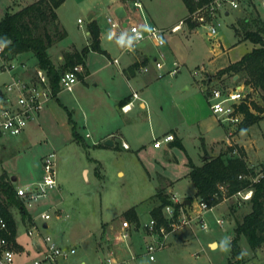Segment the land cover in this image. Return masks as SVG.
I'll use <instances>...</instances> for the list:
<instances>
[{
  "label": "rangeland",
  "instance_id": "obj_1",
  "mask_svg": "<svg viewBox=\"0 0 264 264\" xmlns=\"http://www.w3.org/2000/svg\"><path fill=\"white\" fill-rule=\"evenodd\" d=\"M36 1L0 0V21L6 14L16 13ZM263 1L252 0L253 5L250 6L246 0L240 1L238 9L225 4L215 19L206 13V5H204L194 12L195 18L192 13V18L188 20V11L182 0H140L144 6L142 12L132 3L127 7L129 25H140L147 20L166 31L165 50L162 49V52L167 69L173 64L180 67L176 75H165L159 81L162 84L163 94H159L162 95V99L156 101V96L155 99L150 98L147 101L149 112L150 108L154 112L151 115L154 124L160 122V117L167 124L168 121L179 120L173 108L169 107L173 93L188 97L197 117V115H208L210 112L208 103L199 91L198 86L202 80L207 82L209 88L236 87L229 74L219 78L222 76L219 73L226 68L213 69L212 47L215 46V51L229 49L227 58L230 62H235L249 52L252 49L251 43L239 42V36L235 34V29L241 33L242 27V22L237 21L238 12L246 10L248 18L257 17L264 23ZM109 6V0H65L57 11L62 26L69 34L64 44L72 41L77 46L85 44L88 18L92 12L100 25L103 36L102 47L111 49L112 56L116 55L121 49L122 42H131V39L129 25L121 30L123 35L121 42L110 34L106 18L115 19V17ZM226 12L229 13L228 16ZM198 16H203L205 22L193 26V29L171 32V28L180 20L192 26L191 24L198 21ZM77 20H81L82 24L79 25ZM210 25H214L217 29V35L213 38L209 37ZM217 43L220 47L216 46ZM58 47L51 52V59L54 61L60 55L63 57L67 49ZM21 57L29 67V73H33L34 58ZM95 59L102 61L98 56H95ZM224 60L223 56L219 61ZM2 61L8 60L0 59V64ZM213 70L214 74L210 76ZM195 73L197 76H194ZM13 78V73L0 70V91ZM88 82L89 85L86 87L82 81H79L75 84L73 92L63 91L59 96L60 101L67 106L72 119L77 123L75 135L67 112L55 99L53 104L43 109L39 120L37 117L31 121L32 131L26 136L0 139V175L5 172L10 180L16 178L15 182L11 181L15 188L33 189L41 181L42 158L49 153L56 154L57 182L61 185L62 191L57 192L56 189L48 191L45 198L24 204L28 212L27 216L32 217L38 227L43 225L39 218L41 213L45 212L51 216L44 234L50 235L61 246L76 248L77 254L66 264H81L83 261L86 264H100V259H105L108 255L105 249L112 250L119 259H125L127 255L124 243H120L117 251V247L112 244L117 242V239L114 238L110 227H116L118 231L117 226L123 221H128L123 214L131 208L137 211L139 223L147 222L151 210L158 206L154 197L158 190L163 191L169 199L175 195L179 199L189 198L196 202L198 198L195 196V188L186 177L188 159H191L195 166H201L205 156L216 157L219 152L231 151L232 156L243 155V159L254 172L264 167V113L257 124L243 129L239 127L232 137L228 136L223 126L218 125L215 134L205 135L204 140L197 134L195 126L184 132L183 148H171L166 154L163 151L156 153L148 149L137 157V150L141 146L138 149L132 147L130 152H125L119 147L111 148L104 145L88 147L83 142H89L84 137L86 130L82 127L83 119H88L92 124L100 118H106L105 112L109 111L107 97L102 88L94 89L91 81ZM186 88L188 90H185ZM244 93H248L247 101L250 106L253 103L264 109L262 92L251 90L244 84ZM160 102L164 106L163 111L161 105H158ZM190 119L188 122L191 121ZM167 127L168 125H155L151 133L148 123L144 122L140 131L142 145L148 143L152 147V138L160 139L167 135L166 133L169 132ZM71 137L74 142L71 141ZM214 140L220 141L210 146ZM234 151L236 155L233 154ZM119 172L123 174L119 175ZM219 204L222 205L218 206ZM219 204L204 216L208 224L206 231L200 230L195 224L185 227L171 237L170 244L164 250L156 253L154 262L141 257L134 264H230L233 261L230 244L237 225L236 219L241 220L250 208L248 201L239 197H228ZM11 210L17 221L16 227L18 225V242L23 244L25 249L31 250L30 259H33L36 257V252L29 245V237L25 235L26 229L29 228L28 223L26 224L27 220L21 219L17 208ZM57 215H61V219H57ZM230 216L231 221H229ZM218 219L223 220L221 226L216 224ZM211 241L214 246L209 245ZM239 245L240 264H264V245L257 252L252 251L242 240ZM19 262L21 261L17 258V263Z\"/></svg>",
  "mask_w": 264,
  "mask_h": 264
},
{
  "label": "built area",
  "instance_id": "obj_2",
  "mask_svg": "<svg viewBox=\"0 0 264 264\" xmlns=\"http://www.w3.org/2000/svg\"><path fill=\"white\" fill-rule=\"evenodd\" d=\"M245 0H213L210 4L205 6L206 13L212 16L213 19L219 14L223 5L229 4L233 9L239 8V2ZM264 8V1L262 3ZM134 7L141 10L142 6L138 2L134 3ZM195 13L192 16L195 18ZM190 15L189 18L191 19ZM198 24L205 22L203 16L197 17ZM106 22L110 27L113 35L122 40L121 24L118 19L107 17ZM81 25V20H78ZM183 22L171 28L172 33L181 31ZM129 27V35L131 42L126 41L122 49V53L130 54L136 50L138 44L149 41L158 49V54L153 61L155 69L159 72V78L165 75L174 76L179 72V65L173 64L172 68L164 73L166 67V59L162 52L165 47V34L166 31L154 23L144 21V23L131 24ZM210 37L217 35V29L214 25H210ZM3 47L0 46V54ZM114 64H118V59L113 60ZM1 72H11L14 78L12 81L4 86L0 91V139H8L10 137L21 136L31 121L35 120L47 104L54 98L50 79L47 73L34 66L33 73H29V67L25 62H19L16 58H11L8 61H2L0 64ZM83 69L80 65L74 66L72 69L65 71L60 76L59 88L61 91L72 92L76 83L79 81V75ZM142 73H147V67L140 69ZM203 71V70H202ZM197 76V73L194 74ZM248 94V93H247ZM247 94L244 93L243 87L224 88V87H211L206 93L207 103L211 115L217 119L232 137L234 132L240 127L243 122V114L240 111L242 105H249L247 101ZM137 98L136 94H133ZM129 105L122 107V111H128ZM175 138L172 134L164 135L160 139H153V148L159 149L163 145L174 142ZM124 149H129L128 145L122 143ZM233 154H237L236 151ZM56 154L49 153L41 160L42 163V176L41 181L38 182L33 189L16 187V195L23 203L36 201L40 198H45L47 192L58 188L57 171H56ZM250 169L253 170L252 167ZM254 172V170H253ZM247 178L251 185L259 183L264 179V167L254 172V176H239V179ZM219 193L222 195V201L228 197H239L245 201L250 200L253 190H241L233 195H227L225 186H219ZM170 204L162 209L163 221L159 222L153 216L143 224H131L128 221H123L116 227H110L113 232L114 238L117 242H112L113 246L117 247L120 243H124L127 257L119 259L118 255L112 250L105 249L108 255L105 259H100V264H134L139 258L145 257L149 262L156 260V253L164 250L170 242L172 236L185 227L196 225L202 231L208 229V224L204 216L206 213L212 211L214 207H210L206 202L199 199L194 202L192 199L184 198L179 199L172 195L169 199ZM26 209V208H25ZM28 213V212H27ZM43 225L51 219L48 213H41L39 216ZM61 219V215L56 216ZM216 224L221 226L223 220H216ZM38 227L35 223L30 225L27 230V236L32 241V248L36 251V257L33 259L25 260L17 263L20 253L16 249L14 242L6 237L0 236V264H66L67 261L77 254L75 247H63L57 244L50 235L44 234L47 229L44 226ZM0 232L8 233L6 223L0 215ZM134 237H141L144 240L143 250L140 253L132 251L130 242ZM85 264V263H81Z\"/></svg>",
  "mask_w": 264,
  "mask_h": 264
},
{
  "label": "trees",
  "instance_id": "obj_3",
  "mask_svg": "<svg viewBox=\"0 0 264 264\" xmlns=\"http://www.w3.org/2000/svg\"><path fill=\"white\" fill-rule=\"evenodd\" d=\"M64 1L37 0L16 13L6 14L0 21V46L3 47L0 59L10 60L18 55L31 54L35 60L34 66L47 73L54 98L60 91L59 80L62 73L76 65H82L90 51H100L98 27L94 22H90L88 26L90 47L83 49L80 53H64L61 66L53 63L50 50L67 37L56 14V10ZM182 1L190 16L198 8L210 4L213 0ZM240 22H242L243 39L257 45V48L243 56L240 61L229 65L219 75L229 72L237 74L245 85L264 94V23L257 17L245 18ZM191 25L193 26L194 23ZM240 111L243 114V122L240 125L242 129L257 124L264 113V109L253 103L251 106L242 105ZM68 116L75 135V126L71 121L70 113ZM172 145L181 148L180 143L174 142ZM99 146H103V144ZM227 154L221 153L216 157H207L201 166H195L188 160L190 169L188 178L195 188V196L210 207L222 202L219 186L226 187L227 195H233L241 190H253L252 196L248 200L250 209L241 220L236 219L237 225L230 244L233 260L230 264H240L239 244L241 240L252 251L264 245V179L254 185H251L247 178L239 179V176H254V172L243 159V155L235 157ZM154 197L157 199L158 206L151 210L150 215L162 222V209L170 204V201L161 190H158ZM12 208H17L21 217H28L23 203L16 195V188L7 173L4 172L0 175V215L6 223L9 234L0 232V236L15 243L17 227ZM123 216L130 223H139L138 213L134 208L127 210Z\"/></svg>",
  "mask_w": 264,
  "mask_h": 264
},
{
  "label": "crops",
  "instance_id": "obj_4",
  "mask_svg": "<svg viewBox=\"0 0 264 264\" xmlns=\"http://www.w3.org/2000/svg\"><path fill=\"white\" fill-rule=\"evenodd\" d=\"M136 2L141 4L142 9L140 10V12H142V10H144V6L140 2V0H109V5H110L109 7H111V10L114 12L113 14H114V17L116 19H117V17L115 15V10L117 8L123 7V9L125 11V14H126L125 18L123 20H119L120 24H121V30L123 28H126L129 25V20L127 19L128 18L127 7L131 3L134 5V3H136ZM246 2L249 6L253 5L252 0H246ZM262 8H263V6H262ZM58 9L56 10L58 22L60 23V26L66 31L67 37H68L69 36L68 31L61 24V21H60L58 12H57ZM238 13H239V17H238L237 21L240 22L241 20L248 18V13L246 12V10H245V12H241V13L238 12ZM228 15H229V13L226 12V16H228ZM188 16H189V13H188ZM182 21L183 20H180L177 24H179ZM77 22H78V20H77ZM90 22H94L98 27L100 51L99 52L90 51L86 55L84 63L82 65H80L82 67L83 71L79 75L78 78H79V81H82L86 85V87H88V85H89V82L87 83V81H91L94 89H98L99 87L102 88L104 94L107 97V102H108L107 104L109 107V109H108L109 111L105 112L107 114L106 118H104V119L100 118L98 121H95L92 124H90L88 119L87 120L83 119L84 122L82 124V127L86 130L84 137L87 140H89V142H87V143L85 141H83L85 143V145H87L88 147H90V146L101 147V146H99L100 144L104 145L105 141L110 140V141H112L113 145L112 146H106V147H111V148H114V147L118 148L119 147L125 152L132 151V147L138 149L141 146V148H139L137 150V154H136L137 157L139 156V154L142 155L148 149L151 151H154L156 153H161V151H163L166 154V153H169L171 148L176 147V146L172 145L174 142L180 143L181 148L184 147L183 146V141H184L183 134L185 131H188L189 129L194 128L196 126L197 127L196 129L198 132L197 134H199V137L201 139L205 140V135H209L210 133L215 134L216 126H218V125L222 126L219 124L217 119L211 115V113L209 111H208L209 112L208 115H205V116H201V115L198 116L197 115V117H196V115L194 114L195 111L193 109V105L190 104L189 98L179 96V95H177V93H173L174 94L173 97H170L171 104L169 107L173 108V112H175V115L179 120L176 119V121H173V122L168 121V124H167V122H165V120L160 117V122H157L156 124H154V122L152 121V117H151V115L154 114V112L151 108H150V112H149V108L147 106V101L150 100V98L155 99L156 96H157L156 101L162 99V95H159L160 93L163 94V91L161 90L162 84H161V82H159L160 80H162V78H159V72L155 69L154 64H153V61L158 54V49L155 48L151 42L145 41V42L138 44L136 47V50L133 53H130V54L121 53L122 52L121 49L125 46L126 42H124L123 40L117 39V37H115L113 35L112 31L110 30V34L114 38H116L120 42L123 41L121 49H119L118 52H116V55L114 54V56H112L111 55V49H107V48L102 47L103 36L100 32V25L98 24V21L96 20L94 14L92 12L90 13L89 18H88L87 29H86L85 38H84L85 44H83L81 46H77L73 41L71 43L64 44L65 40L67 39V37H66L62 42L58 43L55 47H53L50 50V55L54 49L59 48L58 46H60L61 48H67L64 51L65 53H72V52L80 53L83 49L89 48L91 40H90L89 31H88V26H89ZM125 23H126V25H125ZM177 24H175L174 26H176ZM198 25H199L198 23H194L193 26L195 27ZM193 26H188V25H186L185 22H183L181 29L183 31H186L188 28L193 29L194 28ZM235 31H236L235 34H238V36H239V42H247L248 41V40L243 39V31L242 30H241V33H239V31L236 29H235ZM209 37H210V35H209ZM210 38H213V37H210ZM248 42H250V41H248ZM251 45H252V49L249 52H247L246 54L250 53L254 48H257V45H255L253 43H251ZM216 46L220 47V44L217 43ZM214 47L215 46L212 47L213 58L211 60L213 62V67H214L213 69H215L217 67L216 70H223V69L227 68L229 65L235 64L236 62L240 61L243 57V56H241L235 62H230L227 58V53H228L229 49L226 51L225 50L224 51H215ZM162 49L165 50V47ZM112 52H114V51H112ZM21 56H24V57L28 56L29 59L32 58L31 54H22V55H18L16 57V59L19 61L21 60L22 62L23 61L25 62V60H23V58ZM95 56H98L99 58H101L102 61H96ZM223 56L225 57V60L220 62L219 60ZM114 59H118V64L113 63ZM92 60H95V61H92ZM52 61L55 65L61 66L63 63V57H62V55H60L56 61H54V59H52ZM142 67H147L149 71L147 73H142L140 71V69ZM165 68L166 69H164V71L165 70L169 71L172 67H168V69H167V65H166ZM213 74H214V70L210 76H212ZM228 74L230 75V79L232 80V82L234 83V85L236 87H243L244 86V84L242 83V80L239 79V75L233 74L231 72L225 73L219 78H223V76H227ZM207 76H208V74H207ZM93 77H94V79H93ZM198 87H199L200 93L202 94L203 99L207 103L206 93L209 90V85L207 84L206 81L202 80ZM74 88H75V86H74ZM74 88H73V90H74ZM185 90H188V88H186ZM62 92L63 91L60 90L59 93L57 94V96L55 98H53L47 105L51 104L53 102V100L56 99L59 102V106L61 108H63L68 114L69 110H68L67 106L65 104H63L59 99V96L61 95ZM133 94H136L137 98H134ZM126 105H129V109L127 112L126 111L124 112V111H122V107H124ZM158 105H161L160 108H161V111H163V108H164L163 104L160 102V104H158ZM39 116H41V115H39ZM39 116H38L37 120L40 119ZM70 118H71V121H72L73 125L75 126V130H76L77 129V123L72 119L71 116H70ZM186 119H187V121H186ZM189 119L191 120L190 122H188ZM68 120H69V116H68ZM144 122L148 123V128L151 131V133H153L155 125L156 126H160V125L161 126L162 125L167 126L168 125L169 132H167L166 134H172L175 138L174 142L169 143L167 145H163L159 149H154L153 146L151 147L148 143L146 145H144V144L142 145L143 140H142V137L140 135V131H141V128L144 126ZM31 124H32V122L28 125V129L25 130V132L22 134V136H26V134H28L30 131H32L33 125H31ZM80 138L82 139L81 136H80ZM153 139H155V138L154 137L152 138V143H153ZM220 140H214L213 142L210 143V146H213L214 144H216V142H218ZM71 141H73V137H71ZM122 143L127 144L129 149H124L122 147ZM221 153H228L227 155H231L230 154L231 151L219 152V154H221ZM205 155H207V154L205 153ZM207 157H211V156L207 155L204 157V159ZM188 160H190L192 162L191 159H188ZM95 161L98 162V160H95ZM186 166L188 167V163L186 164ZM249 167H251V166H249ZM189 171H190V169L188 168V173H189ZM188 173L186 175L187 178H188ZM118 174L122 175L123 173L119 172ZM168 183H170V182H168ZM51 191H54V190H51ZM56 191L57 192L62 191L60 184L58 185V188L56 189ZM221 205L222 204H219L218 206H221ZM14 218H15V216H14ZM21 219H23V221L27 220L26 224L28 223L27 225L29 227H30V225L35 223V220L32 217L31 218L30 217L29 218L28 217H25V218L22 217ZM231 220H232V217L230 216L229 221H231ZM23 221H21L22 224H23ZM15 222L17 223L16 219H15ZM43 226L48 229V225L44 224ZM27 230L28 229H26V232H25L26 236H27ZM29 240H30L29 245L32 248V241L30 238H29ZM15 244L17 245L16 246L17 251H19V253H20L19 260L21 262L25 261V260H29L30 256H31V250L25 249L24 245L18 242V225H17V233H16V237H15ZM143 244H144V240L141 237L140 238L134 237L132 239V241L130 242L131 249L135 253L142 252ZM212 244H214V243H212V241L209 242L210 246ZM62 245H63V243H62ZM63 247H66V246H63ZM69 247H74V246H69ZM259 249L255 250L254 252H257ZM125 253L127 255L128 252L126 251ZM82 263H85V262L83 261Z\"/></svg>",
  "mask_w": 264,
  "mask_h": 264
},
{
  "label": "water",
  "instance_id": "obj_5",
  "mask_svg": "<svg viewBox=\"0 0 264 264\" xmlns=\"http://www.w3.org/2000/svg\"><path fill=\"white\" fill-rule=\"evenodd\" d=\"M115 15H116V17H117L118 20H123V19L125 18V16H126L123 7H119V8H117V9L115 10ZM125 25H126V23H125ZM104 145H105V146H112L113 143H112V141L107 140V141H105ZM11 181H12V182H15V181H16V178L13 177V178L11 179ZM211 246H214V244H212Z\"/></svg>",
  "mask_w": 264,
  "mask_h": 264
}]
</instances>
